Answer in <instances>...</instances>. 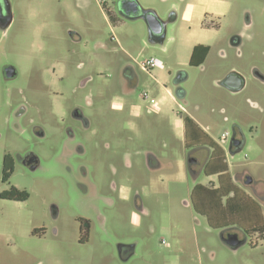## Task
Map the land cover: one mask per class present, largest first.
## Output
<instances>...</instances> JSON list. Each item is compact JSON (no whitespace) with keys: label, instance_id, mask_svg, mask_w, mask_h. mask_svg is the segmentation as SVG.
Listing matches in <instances>:
<instances>
[{"label":"rangeland","instance_id":"374dc122","mask_svg":"<svg viewBox=\"0 0 264 264\" xmlns=\"http://www.w3.org/2000/svg\"><path fill=\"white\" fill-rule=\"evenodd\" d=\"M8 1L13 18L0 32V191L14 185L29 197L0 198V264H264L259 233L232 249L190 205L193 178L182 124V116L190 115L209 126L211 137L225 146L229 136L222 141L221 134L230 135L232 115L239 108L248 118L242 121L245 130L252 128V133L230 165L234 170L235 164H243L253 177L264 179V150L259 146L264 147V85L258 92L253 86L243 89L232 99L237 105L229 108L228 91L213 81L229 65L247 77L253 65L264 73V0H226L220 27L206 32L184 12L187 2L198 0H137L159 16L177 9L164 44L148 38L143 20L116 14L110 0ZM232 33L241 34L240 56L223 46L231 55L222 58L216 42L225 43ZM195 42L211 45L207 69L223 65L211 80L206 71L187 65ZM128 57L137 62L156 57L164 63L146 73L137 91L141 95L145 90L146 99L136 93L132 97L142 108L139 117L129 114V105L111 108L119 101L112 96L121 95L119 72ZM5 66L13 67L14 78H3ZM178 69L190 75L181 84L185 101L173 96L168 80ZM83 77L91 80L81 87ZM76 105L89 119L86 130L66 117ZM146 107L158 113H146ZM224 116L229 118L224 121ZM148 149L161 159L162 169H147ZM28 152L37 157L34 170L21 162ZM5 153L13 158V171L4 183ZM206 180L201 174L195 182ZM113 185L123 186L126 200L118 198ZM135 192L143 212L133 224ZM81 218L91 223L84 241ZM118 243L133 244L126 259L120 258Z\"/></svg>","mask_w":264,"mask_h":264},{"label":"flooded vegetation","instance_id":"af4514ba","mask_svg":"<svg viewBox=\"0 0 264 264\" xmlns=\"http://www.w3.org/2000/svg\"><path fill=\"white\" fill-rule=\"evenodd\" d=\"M101 2L105 3V1L103 0H98V3H101ZM205 2L211 4L212 9L204 11L202 21L199 25L200 31L206 32L209 30H216L220 27L219 22L225 16L223 7L226 3V0H205ZM110 4L112 8H115V11L117 12L116 14L121 16V18L127 19L126 16L128 15V13L130 15H128L127 17H132L133 14L135 13L134 12V0H110ZM219 10H220V13H217V11ZM135 14H139V11L136 12ZM177 15H178L177 9L172 8L170 12L166 14V16H159L162 20L161 26H158V25L156 26V29L159 27V31L156 32L155 35H152L151 37H148V38L153 40L155 43L164 44L163 42H165L166 37H167V30L176 21ZM12 18H13V15H12L11 5L9 1L0 0V32L6 31V29L8 28V26L10 25L12 21ZM249 23L250 21L248 18L246 25H249ZM69 33L72 34V37L74 38L76 37V39L79 38V35H77L76 32L70 31ZM219 42L221 46L218 47L217 53L220 57L228 59V57L230 58V55H231L229 53H225V51L223 50V48L225 49V47L223 46H226V48L227 49L229 48V50H232V51L234 50L235 54H237V56H240V47L243 42L240 33H232L230 34V36L226 38L225 43H223V39H219L216 42V44H219ZM201 44L207 45L209 47L208 52L211 51L210 44H207L205 42H202ZM94 45L96 47H99V46L102 47L100 42H97ZM200 53H201V50H199L197 55H199ZM128 58H129L128 60L125 59L123 61V64L121 65L120 72H119L120 73L119 87H120L121 95L112 96V99L113 97L119 99V101L125 107L127 106L126 104L127 98H129L130 102H132V97L134 96L135 93L139 97L141 96L140 98H142V100L146 99V97L142 96V94L140 95L139 93H137V91L139 90L140 85L146 82L147 80L146 73H148V71L151 69V68H146L142 66L140 62L135 61L133 58H130V57ZM162 64H164L163 61H162ZM187 65L188 67L192 69H197V70L199 69L202 72L206 71L207 74L209 75L210 80L212 79V75L216 74L219 68H223L222 64L214 63V64H211L212 66L210 65L207 69L204 64H201L200 62H198V58L193 59L191 63L188 62ZM169 75L171 76L170 71L168 72V76ZM232 75H238L242 78V83L240 84L239 88L233 87L232 86L233 84H230V86L226 85L225 81L227 80V77L232 76ZM2 76L3 78H7V79L14 78L16 76V72L13 69V67L5 66L2 69ZM189 78H190L189 71L185 69L183 70L178 69L172 73V76L170 77V79L168 78V80H170L173 84L177 86H181V84L187 81ZM90 80H91L90 77L81 78L80 86L84 87L87 84V82ZM213 81L216 83L215 85L221 86L222 88L228 91L230 98H227L226 106L230 108L231 106L234 107L237 105L236 102L233 101L232 99H234V97L240 94V92H242L243 89L245 90V88L249 86H253L255 88L254 90L258 92V90L260 89L259 86L264 85V73L259 68H257V66L253 65L251 66V69H250V76L247 77L238 68L232 65H229V67L223 72L221 77L218 78V80L214 79ZM230 81L233 82L235 81V79H232ZM258 94H261V92L259 91ZM247 99L246 101H248ZM182 100L185 101V99H182ZM115 101L116 100L113 101L114 103L112 102L111 108L114 110H120L121 107L116 106L115 103L117 101L116 102ZM87 104L88 105L91 104V101L89 99L87 101ZM251 105L253 107H259L258 104L256 103H252ZM127 108L131 116L137 117V115L133 112V110L130 107H127ZM199 108L200 106L195 107L196 110H198ZM144 112L154 113V114L158 113V111H156L155 109L151 107H146ZM20 114L21 112H18V115ZM67 115L69 117V120H73L75 123L79 124V129L86 130L89 128V119L83 113V110L79 106L77 105L74 106L69 112H67L66 117ZM209 117H212V116H209ZM232 117L233 119L231 122V131H230V135H228V132H227V135L229 136V138L227 136L228 141L226 145L222 146L218 143L219 146L222 147V149L225 151V158L227 161L234 158V155L237 153V151H239L240 148L243 149L247 146L248 134L252 133L251 132L252 128H249L250 129L249 133L245 130V127L243 126L242 121H248V118L244 117V114H242V111H239V108L234 111ZM228 118L229 117L224 116L223 120L226 121ZM37 131L39 134H41L42 130L37 129ZM71 131H72V128H69L68 129V132L70 133L69 136L73 135ZM230 139H232L231 145H229ZM259 146L261 149L264 150V147L262 145H259ZM81 151H83V149ZM186 154L188 155V159H189L188 169L194 180L195 177L197 178V168H193V165L197 167V165L202 164L204 162L205 157L209 154V149L203 143L197 142L196 144L191 145L186 148ZM194 154H198L197 157L199 159L195 158ZM21 162L24 166H26L30 170H34L38 166L37 157L34 156L31 152H28L23 157H21ZM144 163L149 171L158 169V168L162 169L164 166L161 162V159L155 154L154 151H151L150 149L145 150ZM235 165L237 167L236 169L231 171L230 173L231 176L233 177L235 181H238L244 185L249 195L258 202L263 212V209H264L263 207L264 205V179L262 180L260 178L253 177L250 171L248 170V168L243 164L238 163ZM12 171H13V158L9 153H5L3 156V160H2V176H1L2 182L4 183L8 182ZM122 187L123 186L115 187V185H113L112 187L113 191L117 193L119 199H124L127 196L126 194H123L121 190ZM28 197H29V193L26 190L18 189L14 185H11L9 189H3L2 191H0L1 199L24 201ZM126 199L127 198H125V200ZM138 199H139V194L135 192L134 199H133L134 210L132 211L131 216H130L131 222L133 224L136 223L138 215L141 212H143V208L140 205ZM190 205H191V200H190ZM55 214L56 212L54 213V215ZM90 225L91 223L89 219H86V218L80 219V231L82 233L81 240L83 241L86 240L85 238L87 237V234L91 227ZM217 230L219 231V237L222 243H224L228 247H231L232 249H235L238 246L245 243L247 237L253 234L250 232L245 233L240 228H237L236 226H225V227L217 228ZM35 233H37V229H34L32 231V234H35ZM229 234H236L237 240H239V244H237L236 246L228 244L225 241V238ZM258 236L259 238L263 239L264 232L258 234ZM240 241H243V243L240 244ZM256 241L257 240H255V242ZM251 243L253 244V242ZM117 250H118L120 258L126 259L133 252V244L132 243H118Z\"/></svg>","mask_w":264,"mask_h":264},{"label":"trees","instance_id":"16d2710c","mask_svg":"<svg viewBox=\"0 0 264 264\" xmlns=\"http://www.w3.org/2000/svg\"><path fill=\"white\" fill-rule=\"evenodd\" d=\"M209 47L197 44L193 47L189 62L201 50L200 62H203ZM185 128V143L207 144L211 149L209 160L205 166L206 174H217L218 185L208 187L195 184L191 189L190 200L193 210L204 216L211 228L236 226L245 233L264 232V214L258 202L244 190L236 186L228 172L225 151L214 142L196 123L187 116H183ZM200 139H203L201 141Z\"/></svg>","mask_w":264,"mask_h":264},{"label":"crops","instance_id":"0c3cea01","mask_svg":"<svg viewBox=\"0 0 264 264\" xmlns=\"http://www.w3.org/2000/svg\"><path fill=\"white\" fill-rule=\"evenodd\" d=\"M212 8H211V4H209V3H206L205 2V0H198V2H196V3H193V2H187L186 3V5H185V7H184V12L185 13H187V14H189L190 16H191V18L193 19V20H195V21H198L199 22V25H200V23H201V21H202V18H203V14H204V11L205 10H211ZM217 13H220V10L219 11H217ZM177 18H178V15H177ZM200 32H202V31H200ZM202 42H195V43H193L192 44V49H193V47L195 46V45H197V44H201ZM204 45V44H203ZM192 49H191V52H190V56H191V53H192ZM199 52V51H198ZM198 52L195 54V57L193 58V59H195V58H198V62H200V56H201V53L199 54V55H197L198 54ZM208 54H209V52L207 53V55H206V57H205V59L203 60V62H200L201 64H204L205 65V62H206V59H207V56H208ZM190 56H189V59H188V62H189V60H190ZM149 58V57H148ZM156 58V57H155ZM159 59V58H158ZM161 60V59H160ZM162 61V60H161ZM163 66H164V64H163ZM162 68V67H161ZM170 71V70H169ZM168 75V74H167ZM174 85V89H175V84H173ZM172 94H173V96L175 97V94H174V90H173V92H171ZM176 98V97H175ZM177 99V98H176ZM127 100H130L129 98H127ZM127 102V101H126ZM125 102V103H126ZM116 106H119V107H121V109H123V108H125V106L120 102V101H117L116 103ZM127 104V103H126ZM127 105H129V107L133 110V112L137 115V117H139L140 115H141V113H142V108H141V106L139 105V104H135L134 102H130L129 104H127ZM185 115H187V114H185ZM187 116H189V117H191L190 115H187ZM192 118V117H191ZM193 119V118H192ZM194 120V119H193ZM195 121V120H194ZM182 122H183V116H182ZM195 123L214 141V142H216L217 144H218V142L217 141H215L212 137H211V135L208 133V127L209 126H206V127H203V126H201L200 124H198L196 121H195ZM183 124V140H184V147H185V149L187 148V147H189V146H191L192 144L191 143H189L188 145L185 143V128H184V122L182 123ZM201 141H203L204 142V140L203 139H200ZM208 149H209V154L205 157V159H204V162L202 163V164H200V165H197V167L195 166V165H193V168H197V177L199 176V175H203L207 180H206V182L205 183H199V182H195V180H196V177H195V179L193 180V184H192V186H191V189L193 188V186L195 185V184H202V185H205V186H208V187H215V186H217L218 185V176H217V174H206L205 173V171H204V169H205V166H206V164H207V162H208V160H209V157H210V154H211V151H212V149L207 145V144H205V143H203ZM194 145V144H193ZM219 145V144H218ZM198 154H194V157L195 158H197V159H199L198 157ZM225 160H226V158H225ZM226 162H227V164H228V172H229V174L231 173V171H233L232 170V165H230V162L229 161H227L226 160ZM233 166H234V164H233ZM230 176H231V174H230ZM231 180H232V182L236 185V186H238L239 188H241L242 190H244L247 194H249L248 193V191L245 189V187H243L241 184H240V182H238V181H235L234 179H233V177L231 176ZM191 189H190V192H189V199H190V194H191Z\"/></svg>","mask_w":264,"mask_h":264},{"label":"water","instance_id":"95a60500","mask_svg":"<svg viewBox=\"0 0 264 264\" xmlns=\"http://www.w3.org/2000/svg\"><path fill=\"white\" fill-rule=\"evenodd\" d=\"M138 11H139V14H135ZM134 12L135 13L133 14L132 17H127L128 15H130L128 13L126 18L127 19H141V20H143L145 25H146V28H147L148 37L155 35L156 32L159 31V27L156 29V26L157 25L161 26L162 20L154 9L143 7L139 4V2L137 0H134ZM232 79H235V81L231 82L230 80H232ZM225 83L227 86H230V84H233L232 85L233 87L239 88L240 84L242 83V78L238 75L228 76ZM174 94H175V97L177 99L182 100L185 98L186 91L182 86L176 85L175 89H174ZM231 143H232V139H230L229 145H231ZM241 149L242 148H240L239 151H237V153L240 152ZM225 241L228 244L235 245V246L237 244H239V240H237L236 234L227 235V237L225 238ZM242 243H243V241H240V244H242Z\"/></svg>","mask_w":264,"mask_h":264},{"label":"built area","instance_id":"2783aa9c","mask_svg":"<svg viewBox=\"0 0 264 264\" xmlns=\"http://www.w3.org/2000/svg\"><path fill=\"white\" fill-rule=\"evenodd\" d=\"M140 64L146 68H153V67H162L163 64H162V61L158 58H155V57H149V58H146L142 61H140ZM142 96L144 97H147V92L145 90L142 91ZM227 132H223L221 134V140L222 141H225L227 139Z\"/></svg>","mask_w":264,"mask_h":264}]
</instances>
